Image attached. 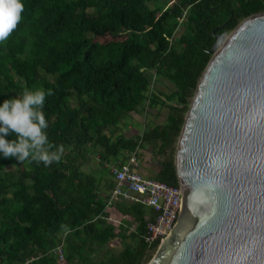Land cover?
I'll return each mask as SVG.
<instances>
[{"label":"trees","instance_id":"trees-1","mask_svg":"<svg viewBox=\"0 0 264 264\" xmlns=\"http://www.w3.org/2000/svg\"><path fill=\"white\" fill-rule=\"evenodd\" d=\"M21 3L17 27L0 42V104L26 88L51 89L43 108L46 132L64 153L47 167L0 153V264H147L159 246L146 241V223L154 215L140 204L107 207L114 186L109 167L122 168L131 154L139 161L145 143L158 155L173 148L216 35L264 12V0ZM179 28L184 32L175 37ZM153 77L174 87L164 100L146 95ZM145 101L168 107L166 123L136 138L112 140L114 128ZM89 149L98 150L107 179L80 169L79 157ZM152 178L178 187L172 155ZM116 238L121 251H105L98 260L96 254ZM59 246L60 263L53 252Z\"/></svg>","mask_w":264,"mask_h":264},{"label":"water","instance_id":"water-1","mask_svg":"<svg viewBox=\"0 0 264 264\" xmlns=\"http://www.w3.org/2000/svg\"><path fill=\"white\" fill-rule=\"evenodd\" d=\"M215 40L178 138V220L147 264H264V12Z\"/></svg>","mask_w":264,"mask_h":264},{"label":"clouds","instance_id":"clouds-1","mask_svg":"<svg viewBox=\"0 0 264 264\" xmlns=\"http://www.w3.org/2000/svg\"><path fill=\"white\" fill-rule=\"evenodd\" d=\"M21 0H0V42L5 41L21 19ZM51 89H25L19 98L0 104V153L18 162H41L47 167L61 161L63 146L53 145L47 136L48 122L43 112ZM15 133V139H6Z\"/></svg>","mask_w":264,"mask_h":264},{"label":"rangeland","instance_id":"rangeland-1","mask_svg":"<svg viewBox=\"0 0 264 264\" xmlns=\"http://www.w3.org/2000/svg\"><path fill=\"white\" fill-rule=\"evenodd\" d=\"M168 3H173L175 0H164ZM184 32V28H179L175 37H179ZM101 42H106L107 39H100ZM174 90L173 85L163 77H153L150 82L149 90L146 93L147 96L151 97V95L158 97L160 100H164L166 95H169ZM72 106L76 105L74 100L71 101ZM170 105H174L173 102L169 103ZM170 115V110L165 106H154L150 107L148 105V101H145L136 112H132L123 119L119 125L114 128L113 134L111 136L112 140L123 137L126 139L136 138L140 136L145 130H152L156 127L163 126L167 117ZM177 142L173 146L171 150L165 152L164 155H158L156 153L155 147L150 144H143L144 147L139 148L140 151V173L145 176L153 177L156 175L161 168V164L165 159H168L171 155L175 159ZM64 153V152H63ZM98 150L97 149H89L86 153H83V156L79 157L80 169L90 175L95 177L102 176L107 179V175L105 174L106 166L99 163L98 159ZM101 195L104 197L108 195V191L106 190V181H103L100 187ZM131 220V219H129ZM128 218H123V222H130ZM119 243H118V242ZM126 242H131V240H127ZM134 244V243H133ZM122 249V244L119 238L111 239V241L107 244L106 249L100 251L96 254L98 260H103L105 257V251H110L113 254H118Z\"/></svg>","mask_w":264,"mask_h":264},{"label":"built area","instance_id":"built-area-1","mask_svg":"<svg viewBox=\"0 0 264 264\" xmlns=\"http://www.w3.org/2000/svg\"><path fill=\"white\" fill-rule=\"evenodd\" d=\"M139 165L136 155L131 154L122 168L109 167L114 186L107 207L112 206L113 203H126L140 204L151 210L154 218L148 219L146 223V241L149 245L155 242L160 244L177 223L180 188L141 174ZM110 221L117 224L113 218H110ZM53 252L57 255L58 262H62L61 246Z\"/></svg>","mask_w":264,"mask_h":264},{"label":"crops","instance_id":"crops-1","mask_svg":"<svg viewBox=\"0 0 264 264\" xmlns=\"http://www.w3.org/2000/svg\"><path fill=\"white\" fill-rule=\"evenodd\" d=\"M111 218H114L113 220H115L117 222V225H120V220L116 219L115 217L111 216ZM118 242V241H117ZM119 243V242H118Z\"/></svg>","mask_w":264,"mask_h":264}]
</instances>
